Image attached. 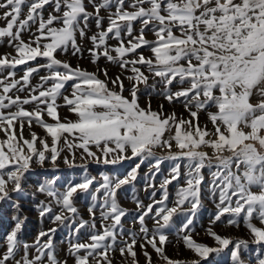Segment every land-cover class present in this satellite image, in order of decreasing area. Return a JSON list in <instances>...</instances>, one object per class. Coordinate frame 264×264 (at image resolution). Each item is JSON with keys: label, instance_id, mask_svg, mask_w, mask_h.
Listing matches in <instances>:
<instances>
[{"label": "snow or ice", "instance_id": "6c2138e0", "mask_svg": "<svg viewBox=\"0 0 264 264\" xmlns=\"http://www.w3.org/2000/svg\"><path fill=\"white\" fill-rule=\"evenodd\" d=\"M0 21V264H264V0H0Z\"/></svg>", "mask_w": 264, "mask_h": 264}, {"label": "rangeland", "instance_id": "374dc122", "mask_svg": "<svg viewBox=\"0 0 264 264\" xmlns=\"http://www.w3.org/2000/svg\"><path fill=\"white\" fill-rule=\"evenodd\" d=\"M2 23L3 22L0 21V24H2ZM4 50H10V49H0V51H4ZM73 63L75 64L76 61L73 60ZM169 110H171V109H169ZM177 111L180 112L183 110L181 108H177ZM36 130L40 131L39 129H36ZM90 170H91V174L93 176H97V178H99L100 172L112 174V173H108L106 168H104L102 166H97V165H90ZM144 171H147V168H145ZM165 171H166V168H165ZM48 175H51V174L49 173ZM57 175L61 176L60 183L64 184L67 181L77 180L80 177L81 173H80V170H78V169L70 170V169L65 168L63 165H61L60 172L57 173ZM141 177H143V172L141 173ZM44 178L45 177H40L41 181ZM36 179H37V177L33 176L31 178V180L29 181V183H32ZM144 187H145V181L143 180V178H141L138 180L134 190L129 187V188H126L125 190L121 191L119 194V197H120V200H121V203L123 204V206L129 210H132L135 208V204L132 202V196L133 195H136L139 199H142L145 204H147L148 203L147 193L144 191ZM33 190H34V188L29 189L30 192ZM172 190L174 191V189H172ZM38 199H44V197L38 194ZM90 203H91V197H89V196L82 195L78 199L77 207L84 214L85 218H87L86 207L89 206ZM23 207H24V215H26L28 217V221H27L25 229H24L23 240L27 243H32L36 234L38 233V231L41 228L46 229V228L50 227L51 225L49 224V222L47 220H45V221H43V223H41L39 216H38V213L36 211V207H35L34 202L24 203ZM213 211H214V207H213L212 202L206 201L205 208L203 210H201V213L197 217L196 222H195L197 231H201L202 229H204L208 226V220H209V217L211 216ZM12 214H13V210H12L10 205L4 206L3 209L0 210V243H3L6 233L13 226V222L11 220ZM128 219H130V218H126V220H125L126 226H130L128 224ZM148 223H149V226L151 227V221H149ZM215 230L221 235H231L233 237L248 238L243 227H241L240 229H234V228H225L223 226H220V227H217ZM66 232H67V230H63L57 234L56 243H57L58 249H63L64 245L67 242L66 241ZM197 239L202 240L203 242L208 243V244L212 243L211 239L206 238L203 234H201V236L197 237ZM149 251H151V249H149ZM180 251L183 252V255L185 257H191V253L185 251L183 248H181ZM168 254L170 256L176 255L175 248L172 246H169L168 247ZM257 255H258V250L250 252L248 259L255 260ZM64 256H65L64 251H60V257L63 258ZM143 260H144V258H143V256H141L140 257L141 264H143ZM68 264H72L71 259H69ZM220 264H228V257L226 255L223 256L222 259H220Z\"/></svg>", "mask_w": 264, "mask_h": 264}, {"label": "bare ground", "instance_id": "6f19581e", "mask_svg": "<svg viewBox=\"0 0 264 264\" xmlns=\"http://www.w3.org/2000/svg\"><path fill=\"white\" fill-rule=\"evenodd\" d=\"M81 63H83L84 65L87 66V61L86 60L85 61H82ZM117 71H118V69H116L115 67H113L112 70H111V74L114 75ZM154 103H156V101H154Z\"/></svg>", "mask_w": 264, "mask_h": 264}]
</instances>
